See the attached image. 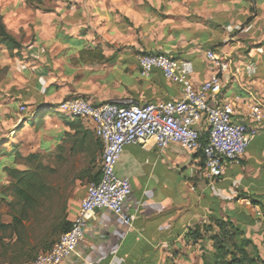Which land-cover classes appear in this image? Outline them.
I'll return each mask as SVG.
<instances>
[{"label": "crops", "instance_id": "obj_1", "mask_svg": "<svg viewBox=\"0 0 264 264\" xmlns=\"http://www.w3.org/2000/svg\"><path fill=\"white\" fill-rule=\"evenodd\" d=\"M46 8L0 0L6 30L20 42L12 53L0 43V144L13 146L12 152L2 150L0 178L7 177L4 166L26 168L15 160L17 152L46 155L55 165L69 159L76 165L70 179L84 177L87 166L81 164L101 150L95 149L91 122L76 118V131L64 122L73 118L56 109L61 117L45 114L64 99H179L181 85L159 69L140 75L142 52L190 61L195 86L215 70L206 53L216 52L226 62L221 97L233 102L235 118L248 112L251 98L264 111V0H54ZM251 61L256 71L247 76ZM19 105L26 111L19 112ZM200 136L207 137L204 126ZM115 170L131 185L125 206L131 227L94 210L77 254L63 264H212L215 220L230 221L258 255L253 264H264V129L218 178L204 175L201 150L170 144L159 151L152 140L125 145ZM84 192L68 202L70 221ZM197 226L200 237L194 239Z\"/></svg>", "mask_w": 264, "mask_h": 264}, {"label": "built area", "instance_id": "obj_2", "mask_svg": "<svg viewBox=\"0 0 264 264\" xmlns=\"http://www.w3.org/2000/svg\"><path fill=\"white\" fill-rule=\"evenodd\" d=\"M206 59L215 70L195 86L190 79L193 73L190 61L157 52H142L137 56L141 76H149L156 68L166 80L181 85V97L174 101L93 103L74 97L54 105L68 118L91 122L94 136L101 144L99 178L85 186L69 229L62 232L48 250L39 252L25 264H63L77 254L87 220L96 209L110 212L128 229L131 227V217L125 211L131 185L115 170L127 144L152 140L159 151L170 144L188 152L201 150L204 175L211 179L222 175L227 164L240 161L250 139L264 129L263 107L257 99L251 98L248 112L241 119L235 118L233 102L221 97L225 59L210 50ZM244 71L247 76L255 74V64L249 62ZM20 111H26V106L21 105ZM203 126L207 132L204 143L200 140ZM86 264L93 263L87 261Z\"/></svg>", "mask_w": 264, "mask_h": 264}, {"label": "trees", "instance_id": "obj_3", "mask_svg": "<svg viewBox=\"0 0 264 264\" xmlns=\"http://www.w3.org/2000/svg\"><path fill=\"white\" fill-rule=\"evenodd\" d=\"M26 5L35 9L49 11L42 7L45 1L54 0H23ZM0 43L9 53L20 48V42L6 30L0 14ZM65 125L75 129L81 126L78 119H66ZM200 140L202 143L201 136ZM95 149L101 150L98 140ZM69 151L74 152L72 143ZM2 151H0V154ZM94 153V151H93ZM92 152L89 156H94ZM39 154L21 156L15 154V160L21 161L26 168L17 169L4 166L2 170L8 177V183L1 186L10 188L11 199L7 201L10 216L7 221H0V264H25L32 260L39 251L48 250L58 236L69 229L71 221L68 215V197L62 196L60 188L51 187L41 177L42 164ZM88 170L90 182L99 178V171ZM5 199V198H2ZM1 201V200H0ZM216 231L210 234L213 241L214 253L212 264H253L259 257L253 251L248 239L241 237V231L228 220H215ZM50 228L49 234L46 233ZM200 228V227H199ZM207 232L211 226L202 225ZM194 239L200 237L198 226L191 231Z\"/></svg>", "mask_w": 264, "mask_h": 264}, {"label": "rangeland", "instance_id": "obj_4", "mask_svg": "<svg viewBox=\"0 0 264 264\" xmlns=\"http://www.w3.org/2000/svg\"><path fill=\"white\" fill-rule=\"evenodd\" d=\"M24 2V1H23ZM29 6V5H27ZM48 6V2L45 1L42 7ZM20 106L18 108V111H20ZM25 112V111H23ZM48 116L53 117H61L62 115L58 113L54 107H50L45 112ZM4 144H0V151H2L4 148H7V151L5 152H12L11 148L12 145H9L8 147H3ZM17 148V146H16ZM28 149V148H27ZM29 150V149H28ZM100 155L101 152H98L97 155L87 157L86 164H81V166H87L89 168V171L96 173L99 171V161H100ZM1 157V154H0ZM41 164H42V170L40 172L42 179L45 181L46 184H48L51 187H58L60 188V193L64 197H68V202L70 199H74L76 195L85 188V186L90 183V176L88 175V170H84L83 172V178L81 180L75 181L70 178H72L73 174L71 171H73L72 167L76 166L75 164H70L71 162L69 159H67L68 162H59L56 165L51 163V160L47 158L46 155H43L40 158ZM80 161V160H79ZM78 161V162H79ZM81 163V162H80ZM83 163V160H82ZM52 164V165H51ZM84 169V168H83ZM71 173V174H70ZM8 183V177L3 176L0 178V221H7L10 216V208L7 205V201L11 199L10 197V188L1 186L6 185ZM5 198V199H2ZM50 228L47 229L46 233L49 234Z\"/></svg>", "mask_w": 264, "mask_h": 264}]
</instances>
